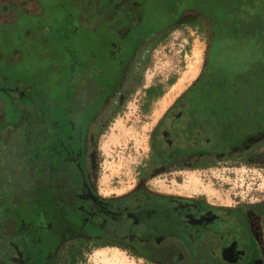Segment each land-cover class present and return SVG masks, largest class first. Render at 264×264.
<instances>
[{"label": "flooded vegetation", "instance_id": "1", "mask_svg": "<svg viewBox=\"0 0 264 264\" xmlns=\"http://www.w3.org/2000/svg\"><path fill=\"white\" fill-rule=\"evenodd\" d=\"M43 1H0V264H74L80 247L96 245L130 251L153 264H263L251 227L242 223L246 218L239 208L217 209L202 198L147 191L102 199L93 182L94 120L101 113L108 114L107 119L128 89L140 87L136 83L141 78V58L167 31L179 28L189 14L206 25L204 10L193 13L189 9L204 8L207 0H191L178 12L173 0L100 3L99 14L123 13L124 19L120 25L105 23L115 48L105 57V86L99 92L93 89L91 96L80 67L66 59L71 51L68 39L59 53L53 49L40 53L37 45L43 41L39 34L43 30L36 27L41 14L36 9ZM224 1L236 7L238 0ZM203 26L198 29L211 34ZM18 57L20 65L26 64L25 70L36 64L45 70L50 67L48 72L58 71L60 80L50 83L45 79L37 84L42 91L31 84L39 83L40 75L38 80L29 77V87L16 80L17 76L8 81L9 66L2 62ZM19 66L14 67L15 72ZM27 102L40 109L37 116L33 107H22ZM14 108L19 113L11 118L9 111ZM191 108L176 105L155 127L151 140L161 156L156 159L157 167L208 169L227 157L230 159L225 161L234 160L239 148H248L234 142L222 152L220 126L197 117ZM23 120L36 125L25 130L24 149L17 154L13 141H4ZM158 205L167 207L161 211ZM232 245L234 249L224 256L223 248Z\"/></svg>", "mask_w": 264, "mask_h": 264}, {"label": "rangeland", "instance_id": "2", "mask_svg": "<svg viewBox=\"0 0 264 264\" xmlns=\"http://www.w3.org/2000/svg\"><path fill=\"white\" fill-rule=\"evenodd\" d=\"M109 1L44 0L36 9L41 10L40 16L36 15L39 18L36 27L39 26L43 30L39 33L40 40L43 41L37 45L41 49L40 53L48 49L59 53L68 39L70 42L67 46L70 45L71 51L67 52L66 59L75 61L82 70L89 95L93 89L97 91L99 87L105 86V57L107 58L115 48L110 34L106 32L105 23L120 25L124 19L123 13L117 15L110 11L106 16V13L97 12L100 3L104 2L106 6ZM112 1L120 5L127 0ZM190 4L191 0H173L172 5L178 12ZM86 7L89 9L86 10ZM31 11L37 13L34 9ZM190 11L196 12L193 9ZM243 47L245 45L240 44L237 48L232 46L226 51L222 50L218 54L219 59L231 66L234 72L242 73L259 57L258 47L254 46L248 52H243ZM209 48V38L197 27L181 26L171 31L166 38L153 46L149 53L142 56L141 78L136 83L140 87L133 85L119 98L116 109L108 119L102 121L99 133H94L91 138L90 165L95 189L100 198L119 199L138 191H147L153 195L182 199L202 198L211 207L230 210L242 209L245 204L264 200V146L254 150L247 157L238 156L231 161L223 160L208 169H191L189 166L180 165L171 168L156 167L148 176L141 174V169L145 167L152 150L151 137L155 127L173 107L181 93L199 78L207 61ZM20 61L18 57L14 58V61L8 58L2 62L3 65L9 66L7 78L17 76L19 79L16 80L24 81V86L29 87V77L38 80L40 75L39 83L35 81L31 84L35 86L34 89L41 91L37 84L45 82V79L50 83L55 79L60 80L58 77H61V74L58 71L48 72L50 67L45 70V66L36 64L34 67L28 65L30 67L25 70L26 64L20 65ZM16 66H19L16 68L17 72L14 71ZM1 76L0 70V78ZM151 86L156 87L157 97H148L146 90ZM35 93L36 91L33 95ZM32 105L27 102L22 107H33V114L37 116L40 109ZM18 109L9 111L11 118L19 113L16 111ZM34 125L35 122L27 123L24 120L17 123L12 133L9 130L11 135H8L4 143L13 141L16 153L20 154L24 149L25 130ZM17 169L23 171L22 168ZM158 207L162 211L167 205ZM245 218L262 253L261 263L264 264V216L249 215ZM231 249H234V245L223 248L222 254L227 256ZM74 264L152 263L120 248L91 246L78 254Z\"/></svg>", "mask_w": 264, "mask_h": 264}, {"label": "trees", "instance_id": "3", "mask_svg": "<svg viewBox=\"0 0 264 264\" xmlns=\"http://www.w3.org/2000/svg\"><path fill=\"white\" fill-rule=\"evenodd\" d=\"M235 4L236 7H233L227 5L224 0H207L204 8L193 9L198 11L197 13H202L203 10L206 12V25L203 26L198 22L194 14H189L179 22L178 27L203 26L211 30V34L208 32L206 34L204 29H200L209 38L210 49L199 78L181 93L168 112L180 103L190 105L192 113L197 117L217 122L220 126L222 131L219 138L222 141V152L225 151V147L232 146L236 142L237 147L242 144L248 146L245 150L239 148L240 151L237 150L236 153L237 157H246L264 146V2L251 0L245 3L238 0ZM172 30L174 28L167 31L161 40L166 38ZM238 43L245 45L243 52H248L254 46L259 49L258 60L251 62L242 73L234 72L231 66L218 56L222 50L226 51L232 46L237 48L240 45ZM146 93L150 98L157 97L156 87H149ZM107 116L108 114L101 113L94 120L95 134L99 133L102 121ZM151 144L149 158L145 167L141 169L143 176H148L157 167V160L161 159V156L157 154L154 141L151 140ZM228 159L230 158L223 160ZM206 168L194 167V169ZM240 211L243 217H249V215L262 217L264 216V200L245 204ZM102 246L104 245L93 247L101 248ZM86 247L89 246L79 248L77 258ZM146 260L154 263L151 259Z\"/></svg>", "mask_w": 264, "mask_h": 264}]
</instances>
